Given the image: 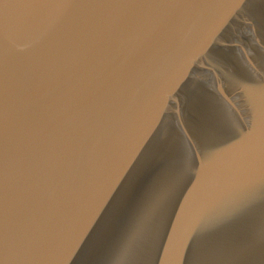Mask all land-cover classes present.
<instances>
[{
    "label": "water",
    "instance_id": "water-1",
    "mask_svg": "<svg viewBox=\"0 0 264 264\" xmlns=\"http://www.w3.org/2000/svg\"><path fill=\"white\" fill-rule=\"evenodd\" d=\"M164 2L9 0L22 264H264V0Z\"/></svg>",
    "mask_w": 264,
    "mask_h": 264
},
{
    "label": "snow or ice",
    "instance_id": "snow-or-ice-1",
    "mask_svg": "<svg viewBox=\"0 0 264 264\" xmlns=\"http://www.w3.org/2000/svg\"><path fill=\"white\" fill-rule=\"evenodd\" d=\"M20 8H84L95 10L92 15L100 23L108 21L114 10L138 8L144 4H164V0H15ZM243 0H233L236 8ZM9 0H0V264H22L25 252L16 241L17 228L10 224V193L7 169V152L10 115L14 108L16 78L10 71L6 32ZM71 23V22H70ZM96 25V24H95ZM95 25H92L94 27Z\"/></svg>",
    "mask_w": 264,
    "mask_h": 264
}]
</instances>
